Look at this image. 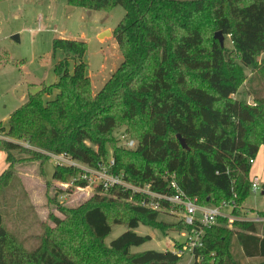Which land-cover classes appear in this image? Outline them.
<instances>
[{
    "label": "trees",
    "instance_id": "trees-1",
    "mask_svg": "<svg viewBox=\"0 0 264 264\" xmlns=\"http://www.w3.org/2000/svg\"><path fill=\"white\" fill-rule=\"evenodd\" d=\"M66 3L90 12L124 10L112 31L122 62L92 94L83 61L87 44L53 40L54 52L64 55L53 66L56 81L40 84L9 115L6 127L0 123L6 136L0 151L8 164L0 175V194L14 181V152L40 167L47 154H63L91 168L113 160L111 173L158 193L170 194L167 179L173 176L200 206L234 201L232 214L238 216L251 195L249 161L261 149L264 171V89L252 90L253 104L234 98L243 84L264 88V0ZM217 31L229 39L231 49L220 47L213 38ZM245 69L252 72L250 78ZM128 140L135 142L134 149L123 148L121 142ZM78 174L55 165L52 183L84 187V182H73ZM52 183H46V194ZM140 201L128 190L98 187L82 205L62 209V221L49 215L54 227L43 225L38 245L30 251L4 227L0 215V264H178L180 256L171 251L130 254V248L150 240L134 231L140 225L160 229L158 216L167 214L144 208ZM121 224L126 232L105 246L111 226ZM178 225L191 231L182 220ZM262 226L217 218L203 228L192 264H242L244 259L264 264Z\"/></svg>",
    "mask_w": 264,
    "mask_h": 264
},
{
    "label": "rangeland",
    "instance_id": "rangeland-1",
    "mask_svg": "<svg viewBox=\"0 0 264 264\" xmlns=\"http://www.w3.org/2000/svg\"><path fill=\"white\" fill-rule=\"evenodd\" d=\"M6 2L7 15L0 12L2 125H7L9 115L23 105L28 96L39 89L40 84L50 85L56 81L53 66L64 55L61 51L54 52L52 46L54 39L84 41L87 44L83 61L87 64L86 72L91 81L92 94L102 88L122 62V56L113 37L99 38L102 32L112 33L120 22L124 16L121 7H115L109 12L88 13L81 8L67 6L66 0H6ZM219 32H215L213 38ZM14 36H18V39L13 40ZM224 47L231 49L229 39L225 37ZM244 74L247 78L252 76L249 69H245ZM254 83L250 85L251 87L248 83L243 84L234 98L253 104L252 90L260 92L261 88L264 89L261 83L260 85ZM0 137L1 140H6V136L1 133ZM22 146L24 149H32L26 143H22ZM3 154L6 156L1 152L2 156ZM13 154L17 160L14 163L16 175L11 186L0 194V215L4 227L27 251H30L38 245L43 225L54 227L48 218L49 215L62 221L65 217L62 209H73L82 205L90 199L98 186L78 188L68 183H52L55 165L49 157L40 167L38 161H31L24 153ZM262 160L263 154L260 150L254 160L255 166L261 165ZM257 176L264 182L262 168ZM46 183H52L47 194ZM53 188L59 192L57 195L52 192ZM241 210L247 212L249 217L256 211L264 212V195L261 191L251 194L243 203ZM229 211L230 209H225L223 213ZM180 217L174 214H160L157 219L163 223L160 229L140 225L134 233L141 237L148 236L150 240L138 247L130 248V254L150 250L171 251L180 255L181 264H192L193 258L187 251L190 240L187 239V233L178 225ZM126 230L124 224L112 225L111 233L104 241L105 246L108 247ZM261 233L260 226V235ZM242 264L256 263L244 259Z\"/></svg>",
    "mask_w": 264,
    "mask_h": 264
},
{
    "label": "built area",
    "instance_id": "built-area-1",
    "mask_svg": "<svg viewBox=\"0 0 264 264\" xmlns=\"http://www.w3.org/2000/svg\"><path fill=\"white\" fill-rule=\"evenodd\" d=\"M2 137H0V140ZM123 148L132 150L135 148V142L128 140L122 144ZM48 157L54 162L56 166H67L74 168L78 171V177L73 182H84V187L78 186V188H85L92 185H97L102 190L107 191L114 187H119L124 190H128L133 195H139L141 197L140 205L144 208L166 212L167 214L180 215V220L186 227H190L191 231L187 233V239L190 240L188 254L191 255L192 261H194L193 252L196 248L202 246L203 228L215 224L217 218L224 217L231 224L234 221H246L253 223H264V218L257 214H253L249 217L246 213L240 212V214L233 215L232 211L236 208L234 201L230 204H223L221 207L214 206H200L197 203L196 198L188 197L177 185L173 176L168 180L167 187L170 190V194L158 193L151 190L149 185L134 186L125 182L121 176L111 173V167L113 166V160L109 161L108 165L98 164L96 168H91L78 162L72 161L70 158L63 154L54 155L47 154ZM249 164L252 166L254 160H250ZM262 180L255 176L250 179V193L255 194L257 191H262L263 185H260ZM69 186V185H68ZM70 186H73L70 183ZM66 187V186H64ZM235 195L233 199H235ZM223 209H230L229 214H224ZM180 256L178 253H176ZM178 264H181L180 262Z\"/></svg>",
    "mask_w": 264,
    "mask_h": 264
},
{
    "label": "water",
    "instance_id": "water-1",
    "mask_svg": "<svg viewBox=\"0 0 264 264\" xmlns=\"http://www.w3.org/2000/svg\"><path fill=\"white\" fill-rule=\"evenodd\" d=\"M165 1L175 2V3H182L183 4V3L203 2V1H206V0H165ZM0 12L3 15H5V16L7 15V2L6 1H3V2L0 3ZM88 13H90V12L88 11ZM110 36H112V33L109 32V31H105V32H102L99 35V38H101V37H110ZM214 38L219 42L220 47L221 48H224V37H223L222 33L221 32L216 33L215 36H214ZM17 39H18V36H14L13 37V40H17ZM177 139H178L179 143L184 148H186L185 145H184L183 140L179 136H177ZM261 194L264 195V185H263Z\"/></svg>",
    "mask_w": 264,
    "mask_h": 264
},
{
    "label": "crops",
    "instance_id": "crops-1",
    "mask_svg": "<svg viewBox=\"0 0 264 264\" xmlns=\"http://www.w3.org/2000/svg\"><path fill=\"white\" fill-rule=\"evenodd\" d=\"M4 126V125H3ZM7 126V125H6ZM6 126H4V127H6ZM262 150V149H261ZM4 153V152H3ZM262 154H263V152H262ZM6 156L3 154V156L1 155V151H0V175L7 169V167H8V164L6 163ZM255 168V169H254ZM262 168V174H263V176H264V171H263V160H262V163H261V165L259 164L258 166H255V161H254V164H253V167L251 168V170H250V173H249V178L251 179V178H253V177H255V176H257V174H258V172L260 171V169ZM258 177V176H257ZM263 182V181H262ZM264 183V182H263ZM262 192V191H261ZM223 210H225V209H223ZM240 212H242V213H245V212H243L242 210L240 211ZM230 213V211L229 212H227V213H224V214H229ZM253 214H257V215H259L260 217H263L264 218V212L263 211H256V212H254ZM259 224H263V223H259Z\"/></svg>",
    "mask_w": 264,
    "mask_h": 264
}]
</instances>
